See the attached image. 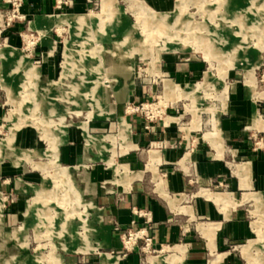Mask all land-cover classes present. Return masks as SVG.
I'll use <instances>...</instances> for the list:
<instances>
[{
    "label": "rangeland",
    "instance_id": "obj_1",
    "mask_svg": "<svg viewBox=\"0 0 264 264\" xmlns=\"http://www.w3.org/2000/svg\"><path fill=\"white\" fill-rule=\"evenodd\" d=\"M66 1L51 12L60 15L14 19L10 25L20 23L24 34L20 44L9 43L14 48L3 40L13 8L4 0L0 6V264H118V256L136 246L141 264L150 258L151 264H182L183 247L162 249L150 233L148 248L139 239L125 256L122 247L97 248L98 205L79 183L81 165L60 160L61 145L77 134L84 167L92 158L114 171L104 190L132 179L125 158L136 148L133 116L147 120L144 128L154 134L170 117L176 127L190 123L186 131L200 128L222 151L214 118L231 85L243 84L264 102V0H170L161 10L150 0H86L79 14H71L74 0ZM58 16L72 22L49 26ZM48 42H55L49 64L31 52H42ZM193 64L197 74L190 73ZM177 71L188 73L185 84ZM134 79L145 90L136 99L129 96ZM246 132L241 148L264 156V105ZM154 141L161 147L162 140ZM239 175L250 188L247 164ZM241 208L250 234L228 248L233 264H264V193H245Z\"/></svg>",
    "mask_w": 264,
    "mask_h": 264
},
{
    "label": "crops",
    "instance_id": "obj_2",
    "mask_svg": "<svg viewBox=\"0 0 264 264\" xmlns=\"http://www.w3.org/2000/svg\"><path fill=\"white\" fill-rule=\"evenodd\" d=\"M2 1L0 6H5ZM150 1L160 10L167 9L170 4V0ZM86 6V0H74L70 10L75 13L71 14L83 13ZM20 11L26 17L60 15L51 13L59 11L56 9V0H23ZM22 30L20 23H13L4 28L3 40L8 45L20 44V35H24ZM48 43L50 45L42 44V52H35L33 48L31 52L36 57L42 55L49 64L52 60L50 50L55 42ZM48 69L49 66L42 70L48 72ZM189 70H193L191 74H197L195 70L198 69L193 64ZM175 74L185 84L188 73L177 71ZM143 93L142 84L132 80L129 96L136 99L142 97ZM252 93L243 84H232L229 98L221 109L216 110L214 120L222 151L205 139L206 134H201L200 128L186 131L184 128L189 127L190 123L176 127L177 118L170 117L165 127H162V132L154 134L144 128L147 120L130 117L128 124L135 130L133 143L136 148L131 150L125 160L133 168L129 170L132 179L129 184H119L112 190H104L103 184L111 183L114 171L97 164L92 158L87 159L91 164L84 167V148L76 143L79 139L77 134L64 142L60 149V160L71 167L81 165L79 183L98 205L97 248L118 252L122 247L121 234L126 228L146 225L155 246H161L162 249L183 247L182 264H212L218 258L217 264H233L228 248L250 234L241 208L244 195L264 193V156L256 148L248 151L241 148L249 138L246 130L254 117L260 115V108L264 105V102L256 99L257 96L252 97ZM23 138L24 134L18 137ZM191 138L196 139V142L193 147H188ZM156 139L162 140L161 147L154 148ZM145 147L150 148L144 150ZM247 153L252 155L247 156ZM186 156L188 159H184ZM246 164L251 180L248 189L243 188L239 175V166ZM221 185L225 187L224 191ZM210 194L214 198L209 197ZM217 195L228 199L226 202L218 201ZM138 210L150 212V221H146V216L138 215ZM118 258V264H141L143 261L139 246L125 257ZM67 264L75 262L69 260ZM147 264H151V258Z\"/></svg>",
    "mask_w": 264,
    "mask_h": 264
},
{
    "label": "built area",
    "instance_id": "obj_3",
    "mask_svg": "<svg viewBox=\"0 0 264 264\" xmlns=\"http://www.w3.org/2000/svg\"><path fill=\"white\" fill-rule=\"evenodd\" d=\"M4 2L10 4L13 8V14L6 17V20L3 22L5 24V28L10 26L11 22L14 19H23L25 16L20 14V7L22 5L23 0H4ZM66 3V0H56V9L59 10ZM29 35L30 37H26L28 39H33V37H31V35L33 36V34ZM136 213L140 216H146V221H150V212L136 211ZM132 223H134V221ZM148 234V227L146 225L140 226L138 228H131L126 233H124L122 235V248L124 250L123 256H125L128 251L132 250L134 246H136L139 239H142L145 243L142 248H148L149 244L151 243V237H149Z\"/></svg>",
    "mask_w": 264,
    "mask_h": 264
},
{
    "label": "bare ground",
    "instance_id": "obj_4",
    "mask_svg": "<svg viewBox=\"0 0 264 264\" xmlns=\"http://www.w3.org/2000/svg\"><path fill=\"white\" fill-rule=\"evenodd\" d=\"M89 16H85V17H82L80 20H78V23L81 24V23H85L83 21H85L86 19H88ZM72 22V19L69 18V17H63V16H58L57 18H54V20H50L49 22V25H60V24H70ZM50 55V54H48ZM64 67L65 69H67V66L69 64V59H70V54H69V51H65V54H64ZM129 126V125H128ZM124 128V127H123ZM126 128V127H125ZM109 262V261H108Z\"/></svg>",
    "mask_w": 264,
    "mask_h": 264
}]
</instances>
